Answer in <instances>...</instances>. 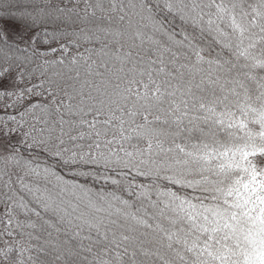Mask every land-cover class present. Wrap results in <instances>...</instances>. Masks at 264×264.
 I'll return each instance as SVG.
<instances>
[{
	"label": "snow or ice",
	"instance_id": "1",
	"mask_svg": "<svg viewBox=\"0 0 264 264\" xmlns=\"http://www.w3.org/2000/svg\"><path fill=\"white\" fill-rule=\"evenodd\" d=\"M0 264H264V0H0Z\"/></svg>",
	"mask_w": 264,
	"mask_h": 264
}]
</instances>
